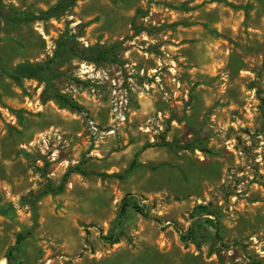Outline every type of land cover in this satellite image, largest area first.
Wrapping results in <instances>:
<instances>
[{
    "label": "rangeland",
    "instance_id": "obj_1",
    "mask_svg": "<svg viewBox=\"0 0 264 264\" xmlns=\"http://www.w3.org/2000/svg\"><path fill=\"white\" fill-rule=\"evenodd\" d=\"M58 1L0 0V264H264V0Z\"/></svg>",
    "mask_w": 264,
    "mask_h": 264
},
{
    "label": "trees",
    "instance_id": "obj_2",
    "mask_svg": "<svg viewBox=\"0 0 264 264\" xmlns=\"http://www.w3.org/2000/svg\"><path fill=\"white\" fill-rule=\"evenodd\" d=\"M76 1L77 0H59L55 5H53L52 7H50L49 9H47L45 11H42L39 15H35L34 13H29V14H24L21 18H23L24 20H27V19L47 20L51 17L58 16L60 13L68 10L70 7H72L76 4ZM94 52L98 56H105V54L107 53L104 48H98V47L94 48ZM17 71H18V73L22 74L23 76L34 77V76L39 75L41 69L38 68L37 66L31 64V63H22L18 66ZM59 96L61 98H63L65 101H68V99L65 98L63 95H59ZM68 105L71 107L77 106L73 102L68 103ZM129 205H130L129 201L127 199H124L122 201V204L120 206V210L118 213V219H117L119 225L122 224L123 219L125 218V215H126L127 208ZM133 207L138 212H140L142 215H144L145 217H150V213L144 205H141L140 203L135 202L133 204ZM208 221L213 223L211 221V219H209ZM195 236H196V232L192 228L189 232V235L186 236V238H190L191 240H195ZM183 237H185V236H183ZM22 238H23V234L19 233L17 236L18 244L21 242ZM118 240H119V235H114L113 237H111L110 242L116 243V242H118Z\"/></svg>",
    "mask_w": 264,
    "mask_h": 264
},
{
    "label": "built area",
    "instance_id": "obj_3",
    "mask_svg": "<svg viewBox=\"0 0 264 264\" xmlns=\"http://www.w3.org/2000/svg\"><path fill=\"white\" fill-rule=\"evenodd\" d=\"M121 115V116H120ZM120 117H121V119L124 121L125 119H126V116H125V114L121 111V113H120ZM93 128L94 129H97V126L96 125H93Z\"/></svg>",
    "mask_w": 264,
    "mask_h": 264
}]
</instances>
